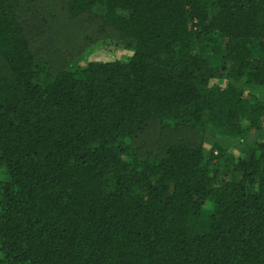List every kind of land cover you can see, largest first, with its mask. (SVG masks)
<instances>
[{"label": "trees", "instance_id": "trees-1", "mask_svg": "<svg viewBox=\"0 0 264 264\" xmlns=\"http://www.w3.org/2000/svg\"><path fill=\"white\" fill-rule=\"evenodd\" d=\"M0 264H264V0H0Z\"/></svg>", "mask_w": 264, "mask_h": 264}, {"label": "rangeland", "instance_id": "rangeland-1", "mask_svg": "<svg viewBox=\"0 0 264 264\" xmlns=\"http://www.w3.org/2000/svg\"><path fill=\"white\" fill-rule=\"evenodd\" d=\"M57 9L60 14H63L60 7ZM59 20L62 21V23L56 22L50 30H45L40 37L45 41L44 47L52 58V64L55 66V68L67 65L65 55L62 56L58 54L57 46L66 44L67 38H70L71 43L76 41L79 34L82 35L83 32L88 30V28L84 30L82 25H79L75 22L70 24L71 21L64 19L61 15ZM64 22L67 23V25H64ZM167 136L169 137V134Z\"/></svg>", "mask_w": 264, "mask_h": 264}]
</instances>
